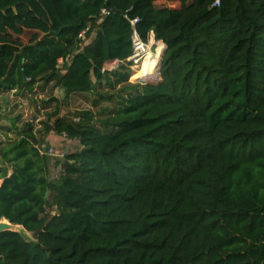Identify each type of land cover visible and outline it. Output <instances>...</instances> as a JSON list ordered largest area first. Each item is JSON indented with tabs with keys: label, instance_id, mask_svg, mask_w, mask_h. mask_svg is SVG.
<instances>
[{
	"label": "trees",
	"instance_id": "trees-1",
	"mask_svg": "<svg viewBox=\"0 0 264 264\" xmlns=\"http://www.w3.org/2000/svg\"><path fill=\"white\" fill-rule=\"evenodd\" d=\"M215 2L0 0L1 94L117 97L101 126L87 111L50 116L41 138L7 129L0 221L32 240L1 234L0 264H264V0ZM135 32L166 49L156 83L130 82ZM52 132L82 146L54 181Z\"/></svg>",
	"mask_w": 264,
	"mask_h": 264
},
{
	"label": "rangeland",
	"instance_id": "rangeland-1",
	"mask_svg": "<svg viewBox=\"0 0 264 264\" xmlns=\"http://www.w3.org/2000/svg\"><path fill=\"white\" fill-rule=\"evenodd\" d=\"M166 6L170 8H177L180 6L179 2H169ZM23 43L28 42V37H23ZM158 46L155 49H163L159 42H156ZM155 53V52H154ZM163 52L157 50L155 54L151 52L144 60L142 66L137 72L136 68L131 69V80L136 82V78L145 77L149 75H157L159 69V61L161 60ZM61 66H64V62L61 61ZM119 63H109L105 68L111 69L112 71L119 70ZM155 72H153V71ZM144 72V74H142ZM141 82H146L149 80L140 79ZM160 80L151 79L150 82L156 83ZM132 83V82H131ZM123 86H117L116 88H111L104 83L103 93L105 95L117 96L120 92V88ZM64 91L55 88L54 84L44 85L40 83L36 86L35 90L30 94L17 95L15 91L1 94L0 93V141L6 142L8 139H16L17 133L8 132V128H12L14 120L19 119V126L23 127L24 123H29L34 127V132L37 134L38 138L42 137V132L45 130L44 123L48 122L50 116L54 117H67L74 121L78 119L82 120L79 115L81 112H92L96 119L94 124L101 126L99 119L106 117L101 114V110L104 108L113 109L116 106L117 97L113 98L112 101L104 99L99 102L98 105H94V102L99 100V96L91 94H74L68 99L64 100ZM53 122V120H52ZM44 133V132H43ZM42 146H47L55 151L57 154L54 157L49 158L48 167V179L54 181L57 178V172L62 169L63 163L66 160L67 155L76 153L82 149L81 144L77 140H71L64 138L63 135H58L54 132L44 136ZM55 213V211H52ZM28 239H32L31 234H26Z\"/></svg>",
	"mask_w": 264,
	"mask_h": 264
},
{
	"label": "built area",
	"instance_id": "built-area-1",
	"mask_svg": "<svg viewBox=\"0 0 264 264\" xmlns=\"http://www.w3.org/2000/svg\"><path fill=\"white\" fill-rule=\"evenodd\" d=\"M220 1L221 0H216L214 6H219L220 5ZM109 14H110V11L107 10V9H104L102 11V15L103 16H107ZM136 23H137V20L132 21V24L133 25H135ZM86 31H88V29L80 33L79 37L81 39H85L86 33H87ZM133 46H134V53L128 59V62L130 63L129 68L130 69L136 68L137 69V72H138L139 69H140V67L142 66L144 60L148 56V53L151 52L152 54H155L156 51H157V49L154 50V47L155 46H158V45L156 44V41H155V38H154V35L153 34L151 36L150 42L148 44H146L145 42H143L141 40V38L139 37V35L135 32V34L133 36ZM61 61L64 62V60H60L59 63H61ZM160 61H159V64H160ZM113 63H119V65H120V62H118V61L113 62ZM105 70L112 71L111 69H108V68H105L104 71ZM158 77H159V74H158V76H155V75H149V76H145V77H139L138 76L135 79L136 82H134V83H137L139 81H142L140 79H145V80H149L150 81L151 79H157ZM131 78H132V76H131ZM131 78H130V82L133 83V81L131 80ZM76 122H79V119ZM63 136H64V138H67V135L64 134ZM40 152H41V154H46V155H49L51 157H54V156L57 155L53 149L47 148L46 146L40 148ZM64 173H65V171L63 169H59V171L57 172V177H60Z\"/></svg>",
	"mask_w": 264,
	"mask_h": 264
},
{
	"label": "water",
	"instance_id": "water-1",
	"mask_svg": "<svg viewBox=\"0 0 264 264\" xmlns=\"http://www.w3.org/2000/svg\"><path fill=\"white\" fill-rule=\"evenodd\" d=\"M165 51L166 49L164 50L162 56H161V61H160V66H159V71H158V74H159V77H160V80H161V69H162V60H163V56L165 54ZM2 183V180H0V184ZM8 231H11V232H16V233H20L22 234L23 236H26V234H31L29 232H27L22 226H19V225H14L12 223H10L8 220L6 219H3L0 221V236L1 234H3L4 232H8ZM28 239V238H27ZM28 240H32V239H28Z\"/></svg>",
	"mask_w": 264,
	"mask_h": 264
},
{
	"label": "bare ground",
	"instance_id": "bare-ground-1",
	"mask_svg": "<svg viewBox=\"0 0 264 264\" xmlns=\"http://www.w3.org/2000/svg\"><path fill=\"white\" fill-rule=\"evenodd\" d=\"M157 50H159V49H157ZM159 66H160V64H158ZM158 71H159V69H158Z\"/></svg>",
	"mask_w": 264,
	"mask_h": 264
},
{
	"label": "crops",
	"instance_id": "crops-1",
	"mask_svg": "<svg viewBox=\"0 0 264 264\" xmlns=\"http://www.w3.org/2000/svg\"><path fill=\"white\" fill-rule=\"evenodd\" d=\"M67 139V138H66Z\"/></svg>",
	"mask_w": 264,
	"mask_h": 264
}]
</instances>
